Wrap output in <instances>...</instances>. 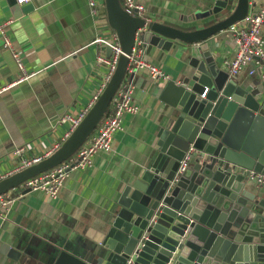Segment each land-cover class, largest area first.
<instances>
[{"label":"water","instance_id":"1","mask_svg":"<svg viewBox=\"0 0 264 264\" xmlns=\"http://www.w3.org/2000/svg\"><path fill=\"white\" fill-rule=\"evenodd\" d=\"M104 2L122 49L115 73L61 147L0 180V195L69 159L107 112L144 20L119 0ZM202 4L188 19L153 18L140 33L146 55L157 50L178 66L179 80L160 91L168 111L155 143L103 218L85 226L92 244L56 246L42 264H264V185L249 177L264 175V89L230 76L215 49V36L248 15L249 0Z\"/></svg>","mask_w":264,"mask_h":264},{"label":"crops","instance_id":"2","mask_svg":"<svg viewBox=\"0 0 264 264\" xmlns=\"http://www.w3.org/2000/svg\"><path fill=\"white\" fill-rule=\"evenodd\" d=\"M135 1L157 21L188 19L204 7L203 0ZM263 1L249 0L248 14ZM7 20L13 21L7 28L12 46L23 53L30 76L0 95V180L17 170L23 159L44 156L54 143L63 144L68 125H59L58 119L84 109L106 73L96 62L98 50L92 44L104 24L90 15L87 0H30L22 5L0 0V24ZM262 34L264 37V25ZM215 37L219 42L217 61L222 66L234 54L232 38L227 29ZM146 57L168 76L167 81L179 80L172 58L157 50ZM249 69L236 76L237 81L261 90L259 74L249 75ZM19 74L11 53L0 45V86ZM167 81H151L146 73L134 77L133 101L139 112L124 115L122 129L112 137L111 150L97 153L90 168L72 171L56 199L41 192L18 197L0 220V264H42L56 246L74 249L92 244L83 235L85 226L103 218L115 192L141 168L155 143L168 111L159 99ZM17 146H24L25 152L14 154Z\"/></svg>","mask_w":264,"mask_h":264},{"label":"built area","instance_id":"3","mask_svg":"<svg viewBox=\"0 0 264 264\" xmlns=\"http://www.w3.org/2000/svg\"><path fill=\"white\" fill-rule=\"evenodd\" d=\"M30 0H15L16 5H22ZM121 7L134 17L144 20V27L135 31L134 43L131 53L128 56V64L122 82L110 101V108L106 116L102 118L94 132L86 139L75 152L74 157L67 159L60 165L50 169L47 172L32 177L17 187L8 190L0 195V220L6 218L11 211L12 205L22 195L30 192H41L52 199H56L61 191L65 180L72 171H83L92 166L93 157L97 153H108L111 150L112 137L122 129V121L125 114L135 115L139 112L138 106L133 101V80L137 74L146 73L151 81L168 80V76L157 66L147 60L145 49L140 38V33L145 30L146 24L153 20L146 8L135 0H119ZM87 7L90 15L99 23L104 24V28L99 27L92 44L96 46L98 54L96 62L106 68L100 88L93 94L87 106L76 114L62 115L57 123L59 125H68L64 132L62 141L65 142L86 117L87 113L96 103L100 95L107 87L113 74L116 71L122 49L116 32L110 28L106 11L104 10V0H87ZM244 23L239 26L238 24ZM13 23L7 20L0 24V35L2 36L0 45L2 49L8 50L19 69L20 74L13 80L0 86V95L9 92L17 85L28 79L30 74L26 72L23 63V53L21 50L12 46L9 31L7 28ZM264 25V1L249 13L242 21L230 25L227 31L232 38L234 54L232 57L223 61L222 66L230 76H238L247 67H250L248 73L252 75L257 72L261 79V88L264 89V37L262 28ZM110 47L111 56H105L106 48ZM204 97V95H202ZM62 144L54 143L53 147L44 154V156L33 157L32 159H23L20 167L13 173L1 178L4 179L14 173H17L42 159L49 157L58 150ZM192 149L186 153L180 162L179 171L185 169L190 159ZM25 152L24 146H17L14 154L21 155ZM250 179L257 186L264 185V175L250 172Z\"/></svg>","mask_w":264,"mask_h":264},{"label":"rangeland","instance_id":"4","mask_svg":"<svg viewBox=\"0 0 264 264\" xmlns=\"http://www.w3.org/2000/svg\"><path fill=\"white\" fill-rule=\"evenodd\" d=\"M104 7H105V2H104ZM129 13H130V14H133L132 11H130ZM111 54H112V52H111L110 47H107V48H106V51H105V56H106L107 58H110Z\"/></svg>","mask_w":264,"mask_h":264},{"label":"trees","instance_id":"5","mask_svg":"<svg viewBox=\"0 0 264 264\" xmlns=\"http://www.w3.org/2000/svg\"><path fill=\"white\" fill-rule=\"evenodd\" d=\"M106 114H107V113H105V115H104V116H106ZM103 118H104V117H103Z\"/></svg>","mask_w":264,"mask_h":264}]
</instances>
